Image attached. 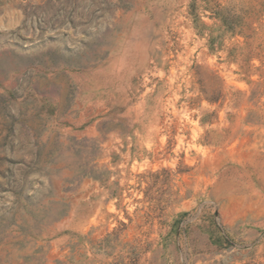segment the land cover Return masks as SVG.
<instances>
[{
	"label": "rangeland",
	"instance_id": "374dc122",
	"mask_svg": "<svg viewBox=\"0 0 264 264\" xmlns=\"http://www.w3.org/2000/svg\"><path fill=\"white\" fill-rule=\"evenodd\" d=\"M0 264H264V0H0Z\"/></svg>",
	"mask_w": 264,
	"mask_h": 264
}]
</instances>
